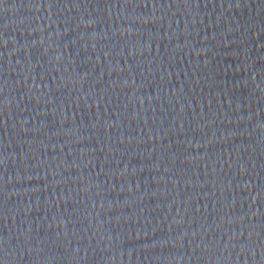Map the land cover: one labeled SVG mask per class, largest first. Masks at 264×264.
I'll return each instance as SVG.
<instances>
[{"label": "water", "instance_id": "obj_1", "mask_svg": "<svg viewBox=\"0 0 264 264\" xmlns=\"http://www.w3.org/2000/svg\"><path fill=\"white\" fill-rule=\"evenodd\" d=\"M0 264H264V0H0Z\"/></svg>", "mask_w": 264, "mask_h": 264}]
</instances>
